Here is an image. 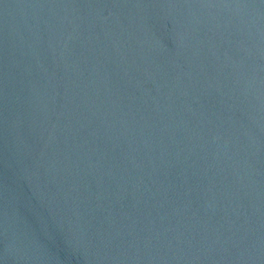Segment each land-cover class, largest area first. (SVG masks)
<instances>
[{
	"label": "water",
	"instance_id": "95a60500",
	"mask_svg": "<svg viewBox=\"0 0 264 264\" xmlns=\"http://www.w3.org/2000/svg\"><path fill=\"white\" fill-rule=\"evenodd\" d=\"M0 264H264V0H0Z\"/></svg>",
	"mask_w": 264,
	"mask_h": 264
}]
</instances>
